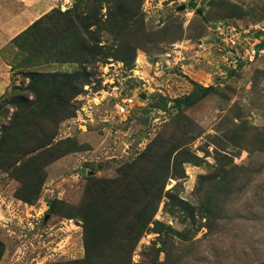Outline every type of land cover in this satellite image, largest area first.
Masks as SVG:
<instances>
[{
  "label": "rangeland",
  "instance_id": "rangeland-1",
  "mask_svg": "<svg viewBox=\"0 0 264 264\" xmlns=\"http://www.w3.org/2000/svg\"><path fill=\"white\" fill-rule=\"evenodd\" d=\"M63 1L3 52L0 264L84 260V216L144 203L90 201L89 180L158 139L170 171L140 189L157 209L133 264H264V0Z\"/></svg>",
  "mask_w": 264,
  "mask_h": 264
},
{
  "label": "trees",
  "instance_id": "trees-1",
  "mask_svg": "<svg viewBox=\"0 0 264 264\" xmlns=\"http://www.w3.org/2000/svg\"><path fill=\"white\" fill-rule=\"evenodd\" d=\"M55 10L56 9H53L51 12ZM47 16L48 14L42 16L14 40L18 39L30 29H33L37 24L46 19ZM88 54L91 55L92 52ZM43 83L47 84V82ZM57 83L61 82L57 81ZM193 85L194 90L192 94L188 96V98H192L196 93V88L198 85ZM56 96L58 97L57 94ZM53 140L54 137H51V139L47 140L43 146L37 148H44V152L50 153L54 148L52 146ZM159 141L160 140L158 139V142L154 143L145 153L141 154L138 161L122 166L118 172L117 179L109 181L103 180L106 181L107 187L99 184L100 181L97 179L91 178L89 180L85 194L86 199L90 201H94L96 199L94 197V190L98 188L100 192L103 191L105 196L114 200L121 199L124 196V192H126V190H132L133 194L130 199L132 201L140 200L144 203L142 205L140 204V207L135 210H129L128 207L125 208L124 206H121L118 209V217L115 223L108 225L102 224V220L99 217H93V220H91V218L84 216L82 221L84 223L83 239L86 256L84 260L71 262L68 264H110L112 261H120L122 264H133L132 252L144 233H146L149 229V225L152 223L157 209L156 199H153V197L150 199H143L140 189L144 187V183L148 181L152 182V189L154 188L155 193H157L159 196L160 190H164V188L159 184L160 179L162 180V178H168L169 176L170 165L162 163V160H166L167 154H165V156L161 155V144ZM157 157L161 158V161L159 160L158 164L154 163L153 160H151L150 166L146 164V161H149L150 159H156ZM168 158L170 159V156H168ZM29 160L33 162L35 157ZM51 161H45V164H48ZM130 199L128 201H131ZM110 226H113L114 228L111 232H106V227ZM121 229H125V231L119 232ZM112 244L116 246V256H113L112 254H104L103 250L106 249V247H111ZM108 259H110V262ZM95 260L96 262H93Z\"/></svg>",
  "mask_w": 264,
  "mask_h": 264
},
{
  "label": "crops",
  "instance_id": "crops-1",
  "mask_svg": "<svg viewBox=\"0 0 264 264\" xmlns=\"http://www.w3.org/2000/svg\"><path fill=\"white\" fill-rule=\"evenodd\" d=\"M64 3L63 0H0V98L11 84L4 50L34 22Z\"/></svg>",
  "mask_w": 264,
  "mask_h": 264
}]
</instances>
